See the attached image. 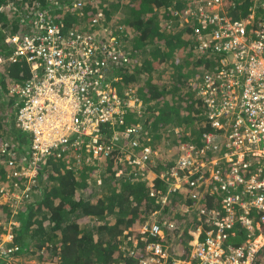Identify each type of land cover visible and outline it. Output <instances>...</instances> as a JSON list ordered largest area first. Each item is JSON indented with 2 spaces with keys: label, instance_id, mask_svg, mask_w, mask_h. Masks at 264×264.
Instances as JSON below:
<instances>
[{
  "label": "built area",
  "instance_id": "built-area-1",
  "mask_svg": "<svg viewBox=\"0 0 264 264\" xmlns=\"http://www.w3.org/2000/svg\"><path fill=\"white\" fill-rule=\"evenodd\" d=\"M186 1L182 15L200 23L194 29L198 47L218 55L196 89L210 130L200 133L199 146L195 141L178 145L176 159L162 170L168 188L160 199L163 204L169 194L189 191L200 205L202 221L189 231L184 258L177 256L182 253L178 246L162 242L176 227L172 218L143 223L136 229L142 240L149 239L138 264H264V19L256 21L253 14L233 18L223 0ZM47 11L29 12V35L7 38L13 45L10 59H25L32 68L21 85L10 87L16 98V123L31 133L28 155L20 151L15 156L9 146L1 149L17 157L8 161L12 177H27L24 188L14 182L20 190L10 192V199L2 193L0 200L12 199L13 208L28 196L48 158L60 159L68 168L95 164L107 159L121 140L132 146L124 161L142 171L157 155L148 145L133 150L140 147L137 136L145 138V124L120 128L126 107H134L138 97L120 98L108 82L103 83L122 51L108 34L102 13L91 17L90 30L73 27L63 32L61 16ZM107 124L112 128L109 140L101 132ZM211 196L215 206L203 208L201 200ZM128 234L123 231L127 243L134 239ZM17 249L10 227L0 231V263L8 256L4 263L16 264ZM127 252L134 255L136 248Z\"/></svg>",
  "mask_w": 264,
  "mask_h": 264
},
{
  "label": "trees",
  "instance_id": "trees-1",
  "mask_svg": "<svg viewBox=\"0 0 264 264\" xmlns=\"http://www.w3.org/2000/svg\"><path fill=\"white\" fill-rule=\"evenodd\" d=\"M49 1L0 0V198L5 192L10 199V192H19L27 182V177H12L13 168L8 161H17V157L14 159L1 149L9 146L16 151L15 156L20 151L28 155L31 143V133L22 131L16 123V98L10 87L12 82L21 85L31 76L32 68L25 59H10L13 45L7 41L8 35L22 38L31 33L29 11L32 15L37 9L48 10L59 18L63 13L59 6L65 7L63 32L73 27L90 30L91 17L101 12L108 34L115 37L122 51L103 83L108 82L120 98L134 95L146 104L144 109L126 107L120 128L136 125L144 116V128L154 131L155 137L161 134L158 130L170 137L178 136L177 128L187 131L195 126L198 135L193 141L201 145L199 135L210 130V126L205 114L200 113L203 100L199 91L195 93L196 84L202 71L210 69L213 58L218 56L212 50L201 51L193 45L197 18L185 16L182 25L167 23L182 13L185 7L182 0H57L53 4ZM75 1L80 6L73 5ZM224 4L233 18L245 19L253 14L256 21L264 19V0H223ZM163 64L173 69L167 84L162 75L165 76L169 66ZM186 67L196 72L189 76ZM143 79V84H139ZM148 131L144 139L137 136L140 147L133 148L134 151H140L144 145L153 146ZM101 132L109 140L112 128L103 125ZM178 138H173L172 143L179 145L189 139L183 134ZM115 147L107 159L95 160V164L82 163L78 168H68L62 160L48 158L39 169L37 183L15 208L9 205L12 199L0 200V231L10 227L13 232L18 246L14 253L18 255L16 264H28V257L35 258L31 260L37 264L41 261L42 264H138V255L149 237L142 240L136 228L154 218L161 222L166 217L172 218L176 227L170 233L165 230L168 233L162 242L178 246L182 252L178 257L188 255L189 231L202 221L198 217L200 205L189 197V191L169 194L167 202L161 204L160 194H166L168 188V178L162 175V170L171 161H158L155 166L151 161L142 171L124 161L125 151L132 148L127 141L121 140ZM90 178L95 184L93 189L89 186ZM14 182L19 189H15ZM202 201L205 209L215 206L212 196ZM5 211L13 214L12 220H8ZM194 211L198 219L193 217ZM124 230L137 240L134 255L120 250ZM127 245L131 247L132 242Z\"/></svg>",
  "mask_w": 264,
  "mask_h": 264
},
{
  "label": "rangeland",
  "instance_id": "rangeland-1",
  "mask_svg": "<svg viewBox=\"0 0 264 264\" xmlns=\"http://www.w3.org/2000/svg\"><path fill=\"white\" fill-rule=\"evenodd\" d=\"M56 1L57 0H50L49 2L51 3V4H53V3H56ZM12 5V4H11ZM73 5H77L76 4V1L74 2V4ZM13 6V5H12ZM48 9H49V7H48ZM58 9H62L63 11V13L60 15L61 16V18H62V16L64 15V12H65V10L67 11V9L65 8V7H62V6H59V8ZM30 13H31V11H29ZM27 14H28V12H27ZM49 14H51V13H49ZM51 15H53V14H51ZM181 17V16H180ZM13 19V18H12ZM107 30H108V28L107 27H105ZM105 29V32L106 33H108L107 32V30ZM7 30V29H6ZM119 48V47H118ZM121 51V50H120ZM182 55V53H180V56ZM176 57H179L177 54H176ZM164 66H166L167 64H163ZM167 66H169V67H167V69H166V73H165V76L164 75H162V74H160V75H162L163 76V80H164V83L165 84H167L168 83V79H169V77L172 75V66L171 65H167ZM187 69V67L184 69V70H186ZM194 72H196L194 69L193 70H190V68H188L187 69V74L189 75V76H191V75H193L194 74ZM160 75H158V77L160 76ZM167 75V76H166ZM162 80V79H161ZM143 81H144V79L143 80H141L140 82H139V84H143ZM11 85H13V86H16V83L15 82H12L11 83ZM171 103V102H170ZM130 104V106L132 105V101L129 103ZM136 107H138L139 109H144L145 107H146V104L141 100V99H138V101H136L135 102V104H134ZM201 106V111H200V113H204V110H205V106L203 105V104H201L200 105ZM144 107V108H143ZM140 111H142V110H140ZM143 115H145V110H144V114ZM145 117V116H144ZM144 117H141L140 118V120L138 121V122H140V123H142V124H144ZM179 129V130H178ZM149 131V135H150V140H152V141H154V144H152L153 146H151V147H153V149H154V151H155V153L157 154L154 158H153V165H154V163L155 164H157L158 163V161H165V160H169V161H173L174 159H176V157H177V149H178V145H175V143H172V139L173 138H180L181 137V135L183 134V135H187L188 137H189V139L188 140H186V141H182V143H185V142H192L193 141V139L194 138H196V136L198 135L196 132H197V128L195 127V126H191V129L190 130H185L184 128L182 129V128H177V129H175V131H177L176 132V134H178V136H176L175 134H173V135H171L170 137H166V134H162V131L161 130H158V133H161L160 134V136L159 137H155V136H153L154 134H153V132L154 131H152V130H150V128L148 129ZM178 138V139H179ZM151 142V141H150ZM10 144H12V143H10ZM181 144V143H180ZM184 146L185 147H187V144H184ZM159 164V163H158ZM155 166V165H154ZM91 177H93V175L91 176ZM94 178V177H93ZM88 181H89V186L93 189V185L95 186V184H94V182L93 181H91V178L90 179H88ZM97 184H98V182H96ZM91 188H89L91 191H93ZM84 195H85V193H84ZM181 209V208H180ZM181 210H183V209H181ZM5 215L7 216V217H9L8 218V220H12V218H13V214L10 212V211H5ZM156 213H157V211H156ZM192 215H193V217H197V215H198V213H196L195 211L192 213ZM197 219H198V217H197ZM7 220V222L6 223H8L9 224V221ZM8 224H7V227H8ZM165 227V226H164ZM137 233V232H136ZM135 233V234H136ZM132 242V245H131V247L130 246H128L127 245V242H122V244L119 246L120 247V250L121 251H123L124 252V250H126V251H130L132 248H135V245H136V243H135V240H132L131 241ZM45 248H46V246H45ZM117 254H118V251H116L115 252V254H114V257H117ZM16 257L18 258V255H16ZM10 257H4L3 258V261H7L8 259H9ZM30 259V261H28V264H37L35 261H33V260H31V259H35V258H32V257H28V260ZM16 262H17V260H16ZM19 262V261H18ZM42 263H44L43 261H41L40 263H38V264H42ZM5 264V263H4Z\"/></svg>",
  "mask_w": 264,
  "mask_h": 264
},
{
  "label": "clouds",
  "instance_id": "clouds-1",
  "mask_svg": "<svg viewBox=\"0 0 264 264\" xmlns=\"http://www.w3.org/2000/svg\"><path fill=\"white\" fill-rule=\"evenodd\" d=\"M182 1H183L184 6H185V7L183 8V10H182V13H183V12H185V9L187 8L188 2H187L186 0H182ZM227 12H228V11H227ZM182 13L179 14L181 17L179 16L175 21H174L173 19L170 20V21H167V23H169V25H172V24H179V25H182V21L184 20V18H185V16H186V15L183 16ZM228 14H229V13H228ZM232 17H233V16H232ZM236 18H238V17H236ZM195 25L198 27V26H200V23H199L198 21H196V22H195ZM192 41L194 42L193 45L198 46V44H197L195 38H193ZM199 50L204 51V50L201 49V48H199ZM217 56H218V55H217ZM213 59H214L213 62H214V65H215L216 62H217V58H213ZM214 65H213L210 69H208V70H206V71H202V73H201V77H200V79L198 80L199 82L201 81V79H202L204 73H206V72H210V71L213 70ZM199 82L196 84L197 86H198ZM195 93H196V90H195ZM138 99H139V98H138ZM201 114H202V113H201Z\"/></svg>",
  "mask_w": 264,
  "mask_h": 264
}]
</instances>
